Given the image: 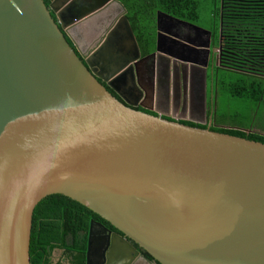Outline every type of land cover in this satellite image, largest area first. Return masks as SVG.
<instances>
[{
	"label": "water",
	"instance_id": "water-1",
	"mask_svg": "<svg viewBox=\"0 0 264 264\" xmlns=\"http://www.w3.org/2000/svg\"><path fill=\"white\" fill-rule=\"evenodd\" d=\"M47 1L0 0V264H29L33 210L54 195L119 233L99 264H264V145L119 101L109 90L144 97L148 59L123 5Z\"/></svg>",
	"mask_w": 264,
	"mask_h": 264
},
{
	"label": "trees",
	"instance_id": "trees-1",
	"mask_svg": "<svg viewBox=\"0 0 264 264\" xmlns=\"http://www.w3.org/2000/svg\"><path fill=\"white\" fill-rule=\"evenodd\" d=\"M45 4H47V1ZM126 10L128 23L140 43L152 44L156 13L191 22L196 18L193 0H117ZM220 18V70L233 71L251 80L248 85L256 100L264 96V0H217ZM237 92V91H236ZM247 97V96H245ZM192 128V125H185ZM212 132L264 145V136L214 124ZM264 131V127L263 130ZM97 221L118 233L78 203L59 195L37 204L31 219L29 264H53L51 255L61 250L69 264H85L89 225ZM119 234V233H118ZM143 253V252H141ZM147 258L148 255L143 253Z\"/></svg>",
	"mask_w": 264,
	"mask_h": 264
},
{
	"label": "flooded vegetation",
	"instance_id": "flooded-vegetation-1",
	"mask_svg": "<svg viewBox=\"0 0 264 264\" xmlns=\"http://www.w3.org/2000/svg\"><path fill=\"white\" fill-rule=\"evenodd\" d=\"M48 4L49 2L47 1L46 5ZM79 5L86 6L87 1L81 0ZM51 15L53 18H55L53 13H51ZM113 21L114 20L109 22L107 26H110ZM156 26L157 25L155 24L152 51L150 50L148 53L146 52L145 39H142L140 43L136 41L141 58L148 56L147 60L137 65L139 83L145 88L144 97L140 98L137 95L130 94L126 96L125 100L124 98H119L117 93L108 89L109 92L119 101L122 100L129 105L131 104V108L136 111H140L154 117H159L167 121H174L182 125H192L198 128H209L215 124L212 112H205L203 108L191 106L193 97L201 93V71L197 72L195 69L191 70L190 89H187L186 81L183 83V80H179L180 69H182L183 72L185 68H180L178 65L171 67L169 61L166 58L156 54L155 52V40L157 35ZM158 30L167 36L184 41L185 43L191 45L194 43V40H192L190 36H187L182 30L179 29L176 31L171 25L166 24L165 22L158 23ZM77 43L81 47V42ZM158 43L160 50L159 52L161 53L169 52L185 61L193 60V52L188 51L179 44H168V40L162 36H159ZM167 81H169L168 85ZM148 96L149 99L152 98V101L150 99V103L147 104ZM188 104H190V106ZM89 230H91V249L93 251V254L90 255L89 264H99V259L97 255H95V251H97V247H100L101 240L108 235L107 232H114H112L102 223L92 221L89 225L86 236V244L88 241ZM52 255L51 263L59 264L58 261H53ZM62 262L63 261H60V263ZM66 264L69 263L66 262Z\"/></svg>",
	"mask_w": 264,
	"mask_h": 264
},
{
	"label": "rangeland",
	"instance_id": "rangeland-1",
	"mask_svg": "<svg viewBox=\"0 0 264 264\" xmlns=\"http://www.w3.org/2000/svg\"><path fill=\"white\" fill-rule=\"evenodd\" d=\"M196 4V18L190 23L201 29L208 28L213 32L211 44L212 51L216 48L219 38L220 18L218 14L217 0H193ZM217 71V70H216ZM218 82L211 92V77L209 73L207 82V97H212L213 119L216 124L232 127L246 132L260 134L264 127V96L257 101L255 95H251V82L249 78L243 77L233 71L218 70ZM264 88V84H263ZM237 91V92H236ZM247 96V97H245ZM62 251L53 252V261L66 264ZM63 256V257H62ZM60 261H63L60 263Z\"/></svg>",
	"mask_w": 264,
	"mask_h": 264
},
{
	"label": "crops",
	"instance_id": "crops-1",
	"mask_svg": "<svg viewBox=\"0 0 264 264\" xmlns=\"http://www.w3.org/2000/svg\"><path fill=\"white\" fill-rule=\"evenodd\" d=\"M78 8L79 7H77L76 9H78ZM157 14H160L159 19H158V23H160V22L164 23L165 22L166 24L171 25L176 31H178L180 29L187 36H190L192 38V40H194V43H192L193 45H191V44L185 43L184 41H180L178 39L173 38L178 42L176 44L183 46L185 49H187L190 52H193V54H194L193 60L189 61V62L194 63V65H193L194 67H190L189 73L191 74V70L195 69V71H197V72L201 71V74H202V77H201V86H202L201 87V93H199L193 97L191 106L192 107L195 106L197 108H203V110H205V112L210 111L211 109H213L212 97L209 101L207 94H206V92H207L206 88H207L209 73H211V72L213 73V76L211 77V82H210L211 92L214 89V85L218 82V74L217 73L214 74V71L217 72L219 69H221L220 67L215 65V59H216V56L218 54V48L220 45L219 44V38L217 41L218 43L216 45V48L214 49V51H212L213 49H212L211 40H212L213 32L210 29H208V28H205V29L197 28V27L193 26V24H191L190 22L189 23L185 22V21L180 22L179 20H176L173 18L170 19L171 17L168 18L169 16L166 17L167 15H165V14L156 13L155 17H154V31H153L152 36H150L152 38V44L150 43V45H148L147 41L145 40L146 41L145 42V44H146L145 49H146L147 53L150 50L151 51L153 50L155 24L158 26ZM126 16H127V13H126ZM157 26H156L157 35H156V40H155V46H156V41H157L158 35L162 36L163 38H166L168 40V44L174 43L169 38H167L170 36H167V35L161 33L159 30H157ZM218 35H219V33H218ZM86 36H87V34L83 33V37H84L83 45L86 42ZM135 39H136V37H135ZM143 39H145V38H143ZM136 41H137V39H136ZM156 54H158V53H156ZM166 54H170V53L169 52L168 53H161L159 55L166 58L169 61L171 67H173L174 65H173L172 61H170V59L166 56ZM181 80H183L182 77H181ZM185 81L187 84V89H190V78L185 79ZM183 83H184V80H183ZM168 84H169V81H167V85ZM150 99L152 101V98H150ZM150 99L148 96L147 104L150 103ZM188 105L190 106V104H188ZM260 132L261 133L259 135L264 136V131L261 130ZM52 257H53V255H52ZM66 262L68 263L67 259H66Z\"/></svg>",
	"mask_w": 264,
	"mask_h": 264
}]
</instances>
